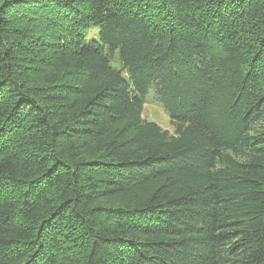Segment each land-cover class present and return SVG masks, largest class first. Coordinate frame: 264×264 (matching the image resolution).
Masks as SVG:
<instances>
[{"label":"trees","instance_id":"1","mask_svg":"<svg viewBox=\"0 0 264 264\" xmlns=\"http://www.w3.org/2000/svg\"><path fill=\"white\" fill-rule=\"evenodd\" d=\"M0 264H264V0H0Z\"/></svg>","mask_w":264,"mask_h":264},{"label":"rangeland","instance_id":"2","mask_svg":"<svg viewBox=\"0 0 264 264\" xmlns=\"http://www.w3.org/2000/svg\"><path fill=\"white\" fill-rule=\"evenodd\" d=\"M113 66L117 69L122 68V64L119 61V55L117 53L115 54V57L113 60ZM123 74H124V77L128 80L129 75L127 71L124 70ZM143 118L147 121L156 123L164 130H169L171 133L174 132L171 126V123H170V119L166 111L164 110L163 106L159 102L154 91H151L145 98Z\"/></svg>","mask_w":264,"mask_h":264}]
</instances>
